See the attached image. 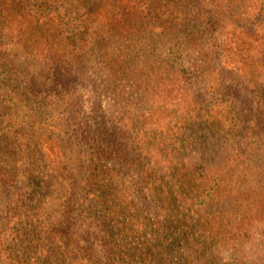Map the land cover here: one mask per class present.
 <instances>
[{
  "label": "trees",
  "instance_id": "16d2710c",
  "mask_svg": "<svg viewBox=\"0 0 264 264\" xmlns=\"http://www.w3.org/2000/svg\"><path fill=\"white\" fill-rule=\"evenodd\" d=\"M59 1L0 0L26 58L0 41L1 179L32 164L16 205L98 213V264H249L231 236L264 176V0Z\"/></svg>",
  "mask_w": 264,
  "mask_h": 264
},
{
  "label": "rangeland",
  "instance_id": "374dc122",
  "mask_svg": "<svg viewBox=\"0 0 264 264\" xmlns=\"http://www.w3.org/2000/svg\"><path fill=\"white\" fill-rule=\"evenodd\" d=\"M58 5L60 9L65 7V4L59 0ZM31 7L33 12L37 11L36 0H32ZM259 17L260 14H257L256 20ZM17 22L18 20L12 22L10 19V25L11 23L15 25ZM3 33L0 41L9 45L11 57L15 55L13 53H16L14 57L19 63L15 62L19 65L26 58L22 56L21 49L13 42V39L7 35L5 26ZM258 48L255 46V49ZM0 58L3 59V55H0ZM28 61L31 62V60ZM234 76L236 81L243 79L238 75L234 74ZM1 79L3 81V68H0ZM254 97L252 87L249 89L243 87V111L249 115L257 109L258 98L254 99ZM85 98L88 97L85 96ZM3 104H6V101H3V82H0V128H3ZM9 116L14 117L7 115ZM21 117H27V114L22 113ZM2 132L3 130L0 131V136ZM12 162L22 167V172L15 183H5L0 176V264H98V254L95 251L101 249L102 241L101 231H99L101 226L96 220L98 213L89 209H72L60 203L48 204L46 207L48 209L42 210L34 207H18L15 199L19 192L26 189L24 171L28 170L32 164L30 160L19 154L17 157L15 155ZM2 166L3 161L1 160L0 171H2ZM252 179V183L256 186L254 199L241 204L239 210L237 209L242 216L240 222L244 227L241 229L245 234H239L240 237L231 236V239L237 241V238H240L238 241L242 244L241 254L244 261L249 264L257 262L264 264V176L259 174ZM255 196L260 198L255 199ZM149 212L155 214V209L150 207ZM235 216H231V220L235 222L229 225L231 231L238 230L239 225ZM137 234L133 233L132 238L136 239ZM86 245H90L91 248H87ZM228 252L226 251L223 256ZM236 256L237 254L231 257L227 255L231 259ZM222 261L220 260V263Z\"/></svg>",
  "mask_w": 264,
  "mask_h": 264
}]
</instances>
